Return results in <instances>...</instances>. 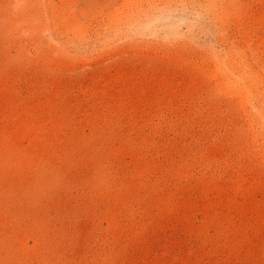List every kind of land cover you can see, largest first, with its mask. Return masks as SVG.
Returning a JSON list of instances; mask_svg holds the SVG:
<instances>
[{"label": "rangeland", "instance_id": "rangeland-1", "mask_svg": "<svg viewBox=\"0 0 264 264\" xmlns=\"http://www.w3.org/2000/svg\"><path fill=\"white\" fill-rule=\"evenodd\" d=\"M263 103L264 0H0V264H264Z\"/></svg>", "mask_w": 264, "mask_h": 264}, {"label": "bare ground", "instance_id": "bare-ground-1", "mask_svg": "<svg viewBox=\"0 0 264 264\" xmlns=\"http://www.w3.org/2000/svg\"><path fill=\"white\" fill-rule=\"evenodd\" d=\"M193 14H194V13H193ZM188 15H189V14H188ZM165 20L167 21V20H169V19H165ZM185 20H186V19H185L184 17H183V18L181 17V18L179 19V22H184ZM152 22H153V21H152ZM168 22H169V21H168ZM170 22H171V21H170ZM169 24H170V23H169ZM161 25H162V24H161ZM156 26H157V25H156ZM156 26H155V27H156ZM162 26H163V25H162ZM164 26H165V25H164ZM148 28H149V27H148ZM155 29H156V28H155ZM157 29H158V26H157ZM150 34H151V33H150ZM245 91H246V90H245ZM263 104H264V103H263Z\"/></svg>", "mask_w": 264, "mask_h": 264}]
</instances>
